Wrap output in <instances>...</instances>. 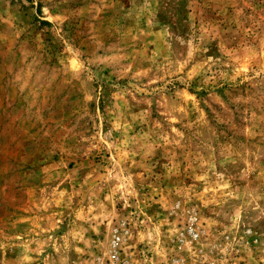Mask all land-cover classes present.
<instances>
[{
    "label": "rangeland",
    "instance_id": "374dc122",
    "mask_svg": "<svg viewBox=\"0 0 264 264\" xmlns=\"http://www.w3.org/2000/svg\"><path fill=\"white\" fill-rule=\"evenodd\" d=\"M121 221L131 264H264V0H0V264Z\"/></svg>",
    "mask_w": 264,
    "mask_h": 264
},
{
    "label": "built area",
    "instance_id": "2783aa9c",
    "mask_svg": "<svg viewBox=\"0 0 264 264\" xmlns=\"http://www.w3.org/2000/svg\"><path fill=\"white\" fill-rule=\"evenodd\" d=\"M126 222L121 221L115 228L114 233L109 242L107 260L108 264H131L129 260L124 256L122 250V243L125 239L127 229L125 228ZM192 235H194L192 224L189 226ZM96 264H104L98 261Z\"/></svg>",
    "mask_w": 264,
    "mask_h": 264
}]
</instances>
